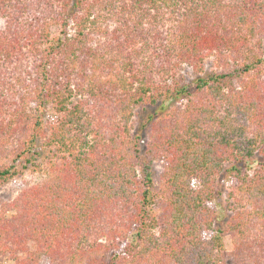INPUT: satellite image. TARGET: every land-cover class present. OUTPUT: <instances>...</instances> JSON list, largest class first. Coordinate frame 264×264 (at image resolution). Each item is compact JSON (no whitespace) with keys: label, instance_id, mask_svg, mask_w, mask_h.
I'll list each match as a JSON object with an SVG mask.
<instances>
[{"label":"trees","instance_id":"trees-1","mask_svg":"<svg viewBox=\"0 0 264 264\" xmlns=\"http://www.w3.org/2000/svg\"><path fill=\"white\" fill-rule=\"evenodd\" d=\"M0 20V185L44 159L0 256L229 264L204 237L227 169L230 254L264 261V0H0ZM157 105L142 156L134 111Z\"/></svg>","mask_w":264,"mask_h":264},{"label":"rangeland","instance_id":"rangeland-1","mask_svg":"<svg viewBox=\"0 0 264 264\" xmlns=\"http://www.w3.org/2000/svg\"><path fill=\"white\" fill-rule=\"evenodd\" d=\"M2 26V21L0 20V28ZM212 63L210 60L206 61V71L211 69ZM183 72L188 76V78L193 77L192 71L185 67ZM160 106H147L142 108L141 106L136 107L133 116V131L134 134L139 135V147L141 150L142 156H144V150L146 148V142L148 139L145 123L149 115L154 114L156 111H159ZM49 112H47L48 114ZM46 153L43 151V154ZM37 166L28 165L27 168H22L19 173H17L14 177L9 179L7 182H4L0 185V209L5 202L11 201L20 190L25 185H30L40 181L43 177L44 169V159L43 157L37 156L36 160ZM228 166H226L227 168ZM162 170V160L155 159L152 164L153 178L156 181L158 176ZM237 184V180L235 175L232 172L223 170L218 178V183L216 184V197L211 200L210 205L216 211V223L215 230L208 231L204 233V237L209 239L213 234H220L222 236V243L227 251V258L229 264H242L240 258H233L230 252L233 250V243L230 233L227 231L226 222L230 217L234 214L236 208L233 204V199L228 196V192L230 188ZM246 205H243V207ZM240 208V207H239ZM216 228L220 229V233L216 230ZM248 260V259H247ZM248 262V261H246ZM45 262L44 264H46ZM250 264H264V261L261 263L250 262ZM0 264H13V261L10 259L8 255L0 256Z\"/></svg>","mask_w":264,"mask_h":264}]
</instances>
